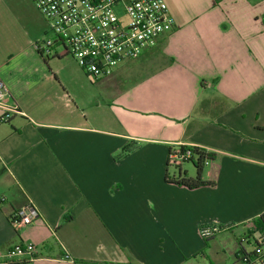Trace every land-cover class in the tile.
Here are the masks:
<instances>
[{
  "label": "crops",
  "instance_id": "crops-1",
  "mask_svg": "<svg viewBox=\"0 0 264 264\" xmlns=\"http://www.w3.org/2000/svg\"><path fill=\"white\" fill-rule=\"evenodd\" d=\"M163 1L172 31L84 101L62 74L70 57L34 50L33 4L0 0V264H190L208 224L211 240H235L237 261L264 213V0ZM143 60L142 78L121 75ZM175 146L215 154L202 169L213 186L166 182ZM27 204L38 217L14 227ZM18 245L34 253L10 256Z\"/></svg>",
  "mask_w": 264,
  "mask_h": 264
},
{
  "label": "built area",
  "instance_id": "built-area-1",
  "mask_svg": "<svg viewBox=\"0 0 264 264\" xmlns=\"http://www.w3.org/2000/svg\"><path fill=\"white\" fill-rule=\"evenodd\" d=\"M45 19L47 38L33 43L40 57H70L92 79L110 76L121 64L135 60L170 33L174 21L163 0H30ZM0 83V101L3 97ZM182 147V148H181ZM190 147H172L166 165L176 170L190 159ZM207 164V163H206ZM38 217L27 204L12 218L16 228L28 226ZM219 228H200L203 239ZM245 240V239H244ZM238 254L236 264H264V245ZM32 245L15 246L11 255H31Z\"/></svg>",
  "mask_w": 264,
  "mask_h": 264
},
{
  "label": "rangeland",
  "instance_id": "rangeland-1",
  "mask_svg": "<svg viewBox=\"0 0 264 264\" xmlns=\"http://www.w3.org/2000/svg\"><path fill=\"white\" fill-rule=\"evenodd\" d=\"M30 1V0H29ZM31 3V2H30ZM36 11V10H35ZM37 15L40 17V19L42 20V23L44 25V33L41 37H39V39H37L36 41H42L43 39L47 38L48 35H44L46 34V30H47V25H46V21L45 19L39 14L38 11H36ZM54 58L51 57L49 58V61H51L50 63L54 62L53 60ZM70 60L67 61H63L61 69H63V73L64 76H66L67 82L69 83V85H71L75 91L76 94H78L80 97H82V99H86V97L88 96V91H93V92H97L100 93L102 95L101 98H103V96L105 95V92L108 90V88L110 87V85L112 84V82L114 83V86H118L117 84H119V82H115V81H109V82H105V80L103 78H98V79H92L88 76H86V81L85 82V86L82 87V85L75 83L73 77V67L70 65L71 62V58H69ZM65 63V64H64ZM71 63H75V62H71ZM76 65V64H75ZM81 71V70H80ZM82 73L84 74V72L82 71ZM121 75H124V72L121 73ZM72 78V79H71ZM91 82V83H90ZM88 83V84H87ZM205 167H203L204 169ZM181 170L182 172H186L187 176H195L196 173V169L193 166V164L191 162L185 163L181 166ZM174 169L172 168H168V173L170 176H172V174L174 173ZM254 219H252V221H250L249 224H251L250 227V235L246 242V240H244L241 243V246L243 249L252 251L253 249V240L258 238V234L255 232L256 231V227L253 224ZM241 233L242 230H239ZM238 233V232H237ZM236 235V234H235ZM249 243V245H248ZM205 244V243H204ZM236 247V242L233 238H230V236L225 235H217L213 240L209 241L207 243V245L204 246V249H202V251H200L201 257H198L196 260H194L193 262H190V264H233V250Z\"/></svg>",
  "mask_w": 264,
  "mask_h": 264
},
{
  "label": "trees",
  "instance_id": "trees-1",
  "mask_svg": "<svg viewBox=\"0 0 264 264\" xmlns=\"http://www.w3.org/2000/svg\"><path fill=\"white\" fill-rule=\"evenodd\" d=\"M159 58L160 60H162L164 57L155 56L154 60H158ZM133 61H129V62H133ZM148 62L149 61L147 60H143V61H139L137 63L131 64V66L127 68V70L124 71V73L127 75H130L129 79L139 80L140 78H142L141 76H144L146 74ZM164 66L165 64L162 65V68ZM131 150H132L131 145L124 147L120 153V157L127 155ZM189 151H190L191 156H190V159L187 161V163L191 162L193 166L195 167L196 169L195 176L193 177L187 176L186 172H182L181 167L177 168L176 171H174V173L172 174V176H170L168 173V169H167L166 176H165L166 182L172 183L177 186L186 187L188 189H195V188H199L203 186H213L214 185L213 183H209V182L202 180V169L206 163L214 160L215 154L207 152L204 149H200L197 147H190ZM70 218H71L70 216H65L62 219V222H67L68 220H70ZM253 224L256 227L255 232L258 234V238L253 240V246L254 247L263 246L264 245V213L261 214L259 217L255 218L253 221ZM211 238L204 239L205 245H207V243L211 240ZM247 239L248 237L245 238V240ZM241 243L242 241H240V245ZM243 250L244 249L241 248L240 251L238 252L240 254H244L245 251ZM29 263H30L29 261L21 262V264H29ZM233 264H236V263H233Z\"/></svg>",
  "mask_w": 264,
  "mask_h": 264
}]
</instances>
